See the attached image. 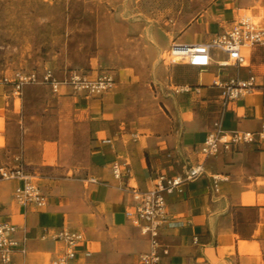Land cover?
Wrapping results in <instances>:
<instances>
[{"label": "crops", "instance_id": "obj_1", "mask_svg": "<svg viewBox=\"0 0 264 264\" xmlns=\"http://www.w3.org/2000/svg\"><path fill=\"white\" fill-rule=\"evenodd\" d=\"M198 2L202 8L169 38L131 39L137 67L87 73L115 75V86L99 98L65 86L55 92L48 84L43 97L31 93L37 85L15 97L13 85L0 81V151L16 161L9 167L24 163L48 195L43 207L21 205L14 198L21 180L0 178V223L16 224L26 237V253L15 252L14 264H52L63 251L56 238L63 229L83 234L81 264H141L150 241L126 215L134 190L147 191L158 175L200 163L202 175L165 195L171 224L160 230L169 250L162 258L168 264H264V143L207 157L200 151L218 120L227 130H261L264 45L243 47L241 66L220 65L228 54L216 47L206 67L157 60L173 43L211 42L247 12L264 27V0ZM250 74L260 87L224 107L215 82ZM37 100L42 108L32 109Z\"/></svg>", "mask_w": 264, "mask_h": 264}, {"label": "rangeland", "instance_id": "obj_2", "mask_svg": "<svg viewBox=\"0 0 264 264\" xmlns=\"http://www.w3.org/2000/svg\"><path fill=\"white\" fill-rule=\"evenodd\" d=\"M202 6L198 0H0V79L35 72L38 81L23 88L37 85L31 93L43 97L46 69L61 80L75 69L137 67L140 57L129 55L132 38H169ZM157 60L170 63L168 48ZM36 102L32 109L42 108ZM13 159L10 151H0V166L13 165Z\"/></svg>", "mask_w": 264, "mask_h": 264}, {"label": "built area", "instance_id": "obj_3", "mask_svg": "<svg viewBox=\"0 0 264 264\" xmlns=\"http://www.w3.org/2000/svg\"><path fill=\"white\" fill-rule=\"evenodd\" d=\"M264 45V27L248 14H241L234 24L223 32L217 34L209 43H173L168 49L170 63H186L198 67H206L211 62V48L216 47L228 54L226 61L220 65L233 62L244 65L245 57L241 53L243 47ZM1 82L13 85L12 94L19 97L27 82H37L38 75L35 72H17L13 79L4 76ZM42 81L51 89L58 92L61 86L68 87L73 93L86 97H101L116 83L112 72H104L96 77H91L86 72L71 70L67 76L58 80L51 69L43 73ZM220 87L222 104L224 107L232 100L240 98L247 93L258 89L260 85L254 74L245 79L229 78L215 82ZM264 143V125L259 131L227 130L218 120L213 130L207 133L200 151L204 156L215 155L222 150H230L238 144ZM114 174L120 171L115 164ZM204 173L202 163L190 166L184 173L176 175H158L154 179L153 187L147 191L134 190V208L127 210L126 215L137 225L143 234L148 235L150 249L140 254L141 264H168L162 256L169 250L160 241V230L163 226L171 224V217L167 208L165 195L167 193L182 192L189 180ZM0 178L20 179L21 184L14 190L15 200L24 206L34 205L43 207L48 202V195L42 190L36 181L34 174L26 170L25 164L20 162L15 166L0 167ZM91 181H95L91 178ZM19 227L11 222L0 223V262L1 264H14L15 252L26 253V237L19 236ZM56 238L63 241L62 253L52 264H81L77 257V248L83 241V234L67 229L56 234Z\"/></svg>", "mask_w": 264, "mask_h": 264}, {"label": "bare ground", "instance_id": "obj_4", "mask_svg": "<svg viewBox=\"0 0 264 264\" xmlns=\"http://www.w3.org/2000/svg\"><path fill=\"white\" fill-rule=\"evenodd\" d=\"M183 29V28H182Z\"/></svg>", "mask_w": 264, "mask_h": 264}]
</instances>
